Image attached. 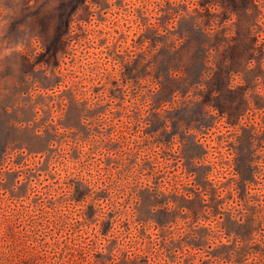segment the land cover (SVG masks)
Here are the masks:
<instances>
[{
  "label": "rangeland",
  "instance_id": "obj_1",
  "mask_svg": "<svg viewBox=\"0 0 264 264\" xmlns=\"http://www.w3.org/2000/svg\"><path fill=\"white\" fill-rule=\"evenodd\" d=\"M0 264H264V0H0Z\"/></svg>",
  "mask_w": 264,
  "mask_h": 264
},
{
  "label": "trees",
  "instance_id": "obj_2",
  "mask_svg": "<svg viewBox=\"0 0 264 264\" xmlns=\"http://www.w3.org/2000/svg\"><path fill=\"white\" fill-rule=\"evenodd\" d=\"M76 183H77L78 186L80 185V186H83L85 188L88 187L87 184H86V179L85 178H80V179L76 180ZM74 195H75L74 196L75 200H80L82 198H85L87 195H89V193H88V191L78 189L74 193ZM112 225H113L112 222H109V227H111ZM100 232L103 234V230H101ZM234 261L238 263L240 260L237 261V258H236Z\"/></svg>",
  "mask_w": 264,
  "mask_h": 264
}]
</instances>
